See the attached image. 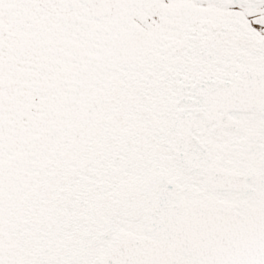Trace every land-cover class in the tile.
<instances>
[{
  "label": "snow or ice",
  "instance_id": "1",
  "mask_svg": "<svg viewBox=\"0 0 264 264\" xmlns=\"http://www.w3.org/2000/svg\"><path fill=\"white\" fill-rule=\"evenodd\" d=\"M0 264H264V0H0Z\"/></svg>",
  "mask_w": 264,
  "mask_h": 264
}]
</instances>
